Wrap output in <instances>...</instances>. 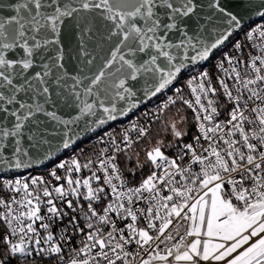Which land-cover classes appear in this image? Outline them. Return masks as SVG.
Here are the masks:
<instances>
[{
    "label": "snow or ice",
    "instance_id": "1",
    "mask_svg": "<svg viewBox=\"0 0 264 264\" xmlns=\"http://www.w3.org/2000/svg\"><path fill=\"white\" fill-rule=\"evenodd\" d=\"M242 8L0 0V264H264V0Z\"/></svg>",
    "mask_w": 264,
    "mask_h": 264
},
{
    "label": "built area",
    "instance_id": "2",
    "mask_svg": "<svg viewBox=\"0 0 264 264\" xmlns=\"http://www.w3.org/2000/svg\"><path fill=\"white\" fill-rule=\"evenodd\" d=\"M261 21H258V22H255V23H260ZM255 23H253L252 25H250V26H254V24ZM245 30H247V28L245 29ZM243 35V33L241 32L240 33V35L239 36H235L233 39H239L241 36ZM231 47V43H229L226 47H224V48H222L221 49V51H219V52H217L216 53V55L214 56L215 58H214V64L216 63V60L220 57V55H221V52L222 51H228L229 50V48ZM210 66V65H209ZM214 66V65H213ZM212 66V67H213ZM205 68H208L207 66L205 67ZM210 71H212L213 73L215 72V70H214V68H208ZM201 70H203L202 68H201ZM191 73H185L182 77H181V80H180V82L179 83H183V81L184 80H186L187 78H188V76L190 75ZM170 92V93H169ZM168 93H167V95H171L172 93H171V91H169ZM185 92L187 93V89H185ZM166 98V97H165ZM164 98V99H165ZM153 108V106H150V108L149 109H147V110H150V109H152ZM144 110V109H143ZM146 110V111H147ZM188 112H189V114H190V116H191V110H188ZM136 114H137V112L131 117V118H128V119H126V120H124V121H122V122H118V123H116V124H113V125H111L109 128H107L106 130H104V131H102V132H100V133H98V134H96V135H94L93 137H91V138H93V140L91 141V145L92 144H94L95 143V141L97 140V138L98 137H100V136H104L106 133H108L109 131H111V130H113V129H115V130H117V131H119L121 128H123L124 126H126L131 120H133L134 118H136V117H141V113H140V115H137L136 116ZM141 121L142 122H144V118L143 117H141ZM90 139V138H89ZM73 155V154H72ZM71 155V156H72ZM71 156H69V157H67V158H60V160H64V159H68V158H70ZM59 159V158H58ZM57 159V160H58ZM56 160V161H57ZM59 160V161H60ZM59 163V162H58ZM53 164V163H52ZM49 165V166H47L46 168H44L43 169V171H41V172H36V171H30L31 172V175H44V176H47V173H48V171L51 169V168H53L54 167V165ZM27 173L26 172H22V173H17V174H15V175H26ZM2 195H5L4 193H2Z\"/></svg>",
    "mask_w": 264,
    "mask_h": 264
},
{
    "label": "water",
    "instance_id": "3",
    "mask_svg": "<svg viewBox=\"0 0 264 264\" xmlns=\"http://www.w3.org/2000/svg\"><path fill=\"white\" fill-rule=\"evenodd\" d=\"M222 3L226 4L232 11L234 12H237V11H243V8H242V4H243V0H222ZM246 20H247V17H246ZM252 20L255 22H258L260 20H258L257 18L253 17ZM154 99L156 98H153L151 101L149 102H146L145 104L141 105L137 110H134L132 113H130L126 118H123V119H118L117 121L115 122H111L109 125H106V126H102L101 128L97 129L95 131V133L93 134H89L87 139L93 137L94 135L106 130L107 128H109L111 125L113 124H116L118 122H122L128 118H131L137 111H140V110H143L147 105H149ZM87 139H83L82 141L78 142L77 144H75L74 146L70 147L69 149L67 150H63L61 153H59L56 157H54L52 160L50 161H46L44 165L42 166H38L34 169H31V170H28V171H35V170H42L44 168H46L47 166L51 165L52 163H54L58 158L62 157L65 153L67 152H70L72 150H74L79 143L87 140ZM24 171L22 170H17L14 174H17V173H22Z\"/></svg>",
    "mask_w": 264,
    "mask_h": 264
},
{
    "label": "trees",
    "instance_id": "4",
    "mask_svg": "<svg viewBox=\"0 0 264 264\" xmlns=\"http://www.w3.org/2000/svg\"><path fill=\"white\" fill-rule=\"evenodd\" d=\"M214 56L206 63V64H204L203 65V67H202V69L203 68H205L206 66L209 68H214V67H212L213 65H214ZM210 65V66H209ZM170 93V92H169ZM165 98V96L163 97V96H161V97H159L158 98V101H156V102H151L150 103V106H155V105H157L161 100H163ZM138 112V111H137ZM188 115H189V117H191L190 116V114H189V112L187 113ZM136 116H137V114H136ZM195 129H193V131H194ZM93 140V138H90L89 140L87 139V140H85V141H83V142H81V143H79L78 144V146L74 149V150H72V151H70V152H68V153H65L62 157H60V158H67V157H69V156H71L72 154H75V153H78L79 151H80V149L81 148H83V147H86V146H91V141ZM0 195H2V193H0Z\"/></svg>",
    "mask_w": 264,
    "mask_h": 264
},
{
    "label": "rangeland",
    "instance_id": "5",
    "mask_svg": "<svg viewBox=\"0 0 264 264\" xmlns=\"http://www.w3.org/2000/svg\"><path fill=\"white\" fill-rule=\"evenodd\" d=\"M159 97H161V96H159ZM158 97V98H159ZM158 98H156V99H154L152 102H156V101H158ZM150 108V104L149 105H147L145 108H144V110H140V111H138L137 112V115H140V113H143L144 111H146L147 109H149ZM68 153V152H67ZM59 160H60V158L57 160V161H55L52 165H56L58 162H59ZM36 172H41V171H43V169L42 170H35Z\"/></svg>",
    "mask_w": 264,
    "mask_h": 264
},
{
    "label": "bare ground",
    "instance_id": "6",
    "mask_svg": "<svg viewBox=\"0 0 264 264\" xmlns=\"http://www.w3.org/2000/svg\"><path fill=\"white\" fill-rule=\"evenodd\" d=\"M164 97V96H163ZM89 140V139H88Z\"/></svg>",
    "mask_w": 264,
    "mask_h": 264
}]
</instances>
